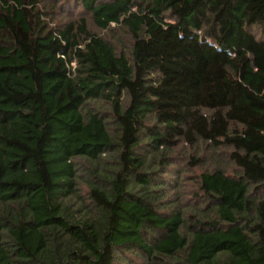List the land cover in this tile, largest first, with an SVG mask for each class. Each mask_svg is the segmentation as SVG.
Returning <instances> with one entry per match:
<instances>
[{"label":"trees","instance_id":"obj_1","mask_svg":"<svg viewBox=\"0 0 264 264\" xmlns=\"http://www.w3.org/2000/svg\"><path fill=\"white\" fill-rule=\"evenodd\" d=\"M0 264H264V0H0Z\"/></svg>","mask_w":264,"mask_h":264},{"label":"rangeland","instance_id":"obj_2","mask_svg":"<svg viewBox=\"0 0 264 264\" xmlns=\"http://www.w3.org/2000/svg\"><path fill=\"white\" fill-rule=\"evenodd\" d=\"M58 20H61V19L58 18ZM102 107L105 108L104 105H103ZM225 164H226V162H225ZM199 170H201V169H199ZM200 173H201V172H200ZM200 173H199V174H200ZM196 176H198V175H194L193 178L195 179ZM190 185H193V183L190 182V183H189V186H190ZM192 188H194V187L192 186V187H190V188L188 189V195H187L188 198H192V197H194V195H193L194 192H197L196 190H194V189H192Z\"/></svg>","mask_w":264,"mask_h":264}]
</instances>
